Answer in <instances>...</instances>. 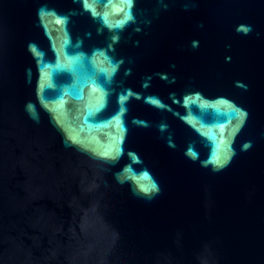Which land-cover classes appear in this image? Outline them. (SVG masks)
<instances>
[{
  "label": "water",
  "instance_id": "1",
  "mask_svg": "<svg viewBox=\"0 0 264 264\" xmlns=\"http://www.w3.org/2000/svg\"><path fill=\"white\" fill-rule=\"evenodd\" d=\"M0 264H264V0H0Z\"/></svg>",
  "mask_w": 264,
  "mask_h": 264
}]
</instances>
